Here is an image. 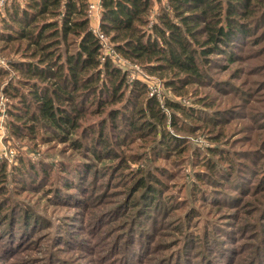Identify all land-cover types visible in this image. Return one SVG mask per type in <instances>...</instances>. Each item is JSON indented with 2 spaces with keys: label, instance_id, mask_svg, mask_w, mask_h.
I'll return each mask as SVG.
<instances>
[{
  "label": "trees",
  "instance_id": "1",
  "mask_svg": "<svg viewBox=\"0 0 264 264\" xmlns=\"http://www.w3.org/2000/svg\"><path fill=\"white\" fill-rule=\"evenodd\" d=\"M100 1L99 30L108 37L114 54L131 64H139L154 84H161L180 99L166 96L159 100L149 93L145 80L129 79L130 70L102 52L100 39L93 32L87 14L88 0H10L0 15V53L8 58V66H0V100L5 99L9 137L24 138L34 148L41 143H52L78 149L93 162L85 160L86 164L82 163V172L87 173L96 172L94 162L120 156L115 147L127 144L147 149L152 156L148 158L150 161L154 158L167 161L171 155L188 150L186 157L199 160L203 167L202 172L196 174L200 186L211 184L203 177L229 180L235 172L234 156L225 146H214L218 136L225 134L224 130L209 134L211 138L206 135L212 140L209 146L205 142L201 145L192 141L193 138L177 131L196 135L194 132L198 129L208 130L203 129L207 125L227 122V118L219 113L224 110L212 111L215 100L207 92L194 93L195 98L189 105L184 102L187 98L184 95L192 86L215 84L211 70L227 69L218 60L221 58H216L222 57L232 44L238 45L237 41H241L244 46L243 38L252 32L260 33L264 38V0H158L163 4L153 18L150 13L154 0ZM258 41L254 40V43ZM239 59L235 52H229L226 58L228 62ZM232 77L240 75L236 72ZM260 95L263 98L249 94L241 98L245 104L253 101V97L254 100L258 98L256 101L261 108L255 109L256 117L253 116L256 129L264 128L257 124L258 118L264 119V100H260L264 99V93ZM260 136L257 134L256 140L249 143L257 154L253 177L256 179L254 185L258 182L259 187L255 193L259 192L260 205H263L264 148L261 143L264 137ZM247 150L242 148L243 153ZM136 154L142 153L136 151ZM38 155L34 158L21 156L20 164L13 169L7 167L6 159H0L1 205L9 203L8 192L12 187H23L22 174L27 175L30 169L28 179L39 177L32 162ZM213 156L222 159L227 167L217 163ZM140 157L130 161L135 167L126 166L130 168V175L134 173L129 192L133 196L143 189L149 202L148 195L163 190L155 187L160 184L156 174L158 167L145 166ZM37 163L42 164V171H48L55 162L52 161L51 167ZM59 163L56 166L60 171H69L68 164H63L62 160ZM258 170L262 172L256 174ZM255 189L249 182L248 192ZM212 201L220 202V199L214 196ZM236 204L238 201L232 199L231 207ZM165 207L164 203L155 204V210L160 209L157 212L163 210L166 214ZM24 212L28 226L31 215L26 209ZM12 217H6V212L0 211L3 223ZM6 231L10 230L7 228ZM136 242L132 236L124 256L107 264H169L168 256L161 261L151 257L153 248L142 236ZM67 246L69 250L75 243L70 242ZM91 246L94 243L89 237L86 251ZM91 251L95 254V247ZM107 255L110 258L109 253ZM236 255L234 250L228 264L231 261L234 264ZM253 256L246 260L240 258L238 264H259L256 258L250 261ZM55 259L53 264H74L71 258ZM173 264L181 262L175 260Z\"/></svg>",
  "mask_w": 264,
  "mask_h": 264
},
{
  "label": "rangeland",
  "instance_id": "2",
  "mask_svg": "<svg viewBox=\"0 0 264 264\" xmlns=\"http://www.w3.org/2000/svg\"><path fill=\"white\" fill-rule=\"evenodd\" d=\"M9 3L10 0L0 3V15L4 11L3 6ZM161 4L158 0L153 1L150 18L158 12ZM92 17L90 25L99 27L98 17ZM260 35L252 32V35L243 38L246 41L244 46L241 41H237L238 45L232 44L222 57L216 58H221L218 60L227 69L211 70L215 78L214 85L192 86L184 95L187 98L183 101L189 105L195 98L194 93L207 92L215 100L212 111L224 110L219 113L227 118L225 123L204 128L202 125L201 129L208 130L198 129L194 132L196 135L187 131L177 132L184 133L201 145L205 142L209 146L212 142L208 137L212 135L209 134L215 135L219 130H224L225 134L218 136V143L214 146H225L234 156L235 172L231 178L229 176V180L203 177V180L211 184L200 186L196 174L202 172L203 167L199 160L186 157L188 150L171 155L167 161L163 158L150 161L148 158L152 156L147 149L128 144L121 148L115 147L120 156L94 162L96 172H82V163L92 162L88 155L83 156L78 149L63 147V144L41 143L37 145L38 149L29 146L24 138L15 135L9 137L6 117H0V159H6L7 167L13 169L20 164L21 156L34 158L39 154L32 162L35 170L40 173L37 179H28L30 169L27 175L22 174L21 178L25 179L23 187H12V191L8 192L9 203H0L1 213L6 212V217L13 216L12 219H5L4 223V219H0V264H53L55 257L71 258L74 264H107L124 256L132 236L135 244L141 236L146 244L149 241L153 248L151 257L161 261L168 256L169 264L175 260H180L181 264H228L234 250L237 254L234 264H238L240 258L246 260L252 255L251 262L256 258L259 264H264V203L260 205L262 198L259 192L255 193L259 189L258 182L254 185L256 179L253 177V171L257 169L254 160L257 154L252 149V143H249L254 142L259 133L260 137H264V128L256 129V122L253 121L256 117L255 109L261 106L256 101L258 98L254 100V97L247 104L241 101L244 94L261 96L264 93V38ZM257 39L259 41L255 44L254 40ZM102 52L107 53V49ZM229 52L237 53L240 59L228 62L226 58ZM0 55V66H8L7 56L2 53ZM110 56L116 63L130 70L129 79L138 77L147 82L148 88L151 85L149 93L159 100L166 96L180 99L161 84H154L139 64H131L117 54ZM236 72L240 77L233 78ZM258 121V126L264 125V119L258 118ZM107 136L110 138L109 134ZM262 142L264 148V139ZM242 148L248 150L243 153ZM136 151L142 154L137 155ZM198 155L202 156L200 153ZM138 156L144 159L145 166L158 167L156 174L160 184L155 187L161 188L163 192L148 195L149 202L144 197L143 189L133 193V196L129 192L134 173L130 175V168L126 166L130 164L135 167L130 161ZM213 158L227 167L228 164L222 159L217 156ZM61 160L63 164L69 165V171H60L56 166ZM52 161L55 162L54 166L48 171H42V164L37 163L51 167ZM209 172L214 173L212 170ZM261 172L258 170L256 174ZM249 182L256 188L254 191L248 192ZM214 196L220 202L212 201ZM232 199L238 201L234 207H231ZM156 203H164L166 214L163 210L162 213L157 212L160 209L155 210ZM25 209L31 215L28 226L27 216L23 217ZM7 228L10 231H6ZM131 229L132 233L129 232ZM88 236L94 246L86 251ZM70 242H74L75 246L68 250L67 244ZM93 247L95 254L91 251Z\"/></svg>",
  "mask_w": 264,
  "mask_h": 264
},
{
  "label": "built area",
  "instance_id": "3",
  "mask_svg": "<svg viewBox=\"0 0 264 264\" xmlns=\"http://www.w3.org/2000/svg\"><path fill=\"white\" fill-rule=\"evenodd\" d=\"M5 0H0V3L4 2ZM101 10V1L100 0H88L87 4V14L88 17H98L99 19V14ZM93 32L98 36L100 39L101 47L102 49H107V53L114 54L113 49L111 48L110 42L108 40V37L99 30V27H92ZM2 61V57L0 55V63ZM149 89L151 90V85H149ZM151 94V93H150ZM4 101L5 99L0 100V117L3 118L5 113H4Z\"/></svg>",
  "mask_w": 264,
  "mask_h": 264
},
{
  "label": "crops",
  "instance_id": "4",
  "mask_svg": "<svg viewBox=\"0 0 264 264\" xmlns=\"http://www.w3.org/2000/svg\"><path fill=\"white\" fill-rule=\"evenodd\" d=\"M91 21V20H90Z\"/></svg>",
  "mask_w": 264,
  "mask_h": 264
}]
</instances>
